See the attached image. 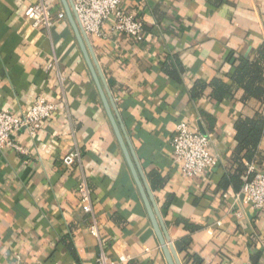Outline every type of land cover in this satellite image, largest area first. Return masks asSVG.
I'll list each match as a JSON object with an SVG mask.
<instances>
[{"label":"crops","instance_id":"obj_1","mask_svg":"<svg viewBox=\"0 0 264 264\" xmlns=\"http://www.w3.org/2000/svg\"><path fill=\"white\" fill-rule=\"evenodd\" d=\"M41 1L66 14L62 0H0V110L20 115L40 95L61 104L33 138L13 136L27 154L0 148V264H97L102 248L116 264H168L67 14L48 30L25 16ZM122 6L144 22V40L108 20L89 47L181 264H264V210L245 204L236 217L237 191L221 185L236 121L262 109L231 76L239 56L253 60L264 46V0ZM216 80L231 92L216 96ZM181 121L212 135L219 161L204 175L187 178L173 162ZM75 150L80 158L68 167ZM83 182L93 213L80 204ZM94 219L100 238L90 233Z\"/></svg>","mask_w":264,"mask_h":264},{"label":"built area","instance_id":"obj_2","mask_svg":"<svg viewBox=\"0 0 264 264\" xmlns=\"http://www.w3.org/2000/svg\"><path fill=\"white\" fill-rule=\"evenodd\" d=\"M78 21L88 36L101 35L108 20H112V29L130 36L135 41H143L145 24L136 13L128 12L122 6V0H73ZM26 18L36 29H50L56 19L66 18L63 10L56 11L41 1L30 5L25 11ZM60 103L51 102L43 95L36 98L31 108L16 115L9 110H0V148L10 146L21 154L28 149L17 142L13 136L20 133L33 138L44 121L50 120L58 110ZM210 133L195 131L187 121L177 124L171 138L172 158L187 178L204 175L217 164L219 157L211 153ZM80 158V151L75 150L64 157L66 166H73ZM80 204L84 212L93 213L92 188L83 182L78 188ZM250 204L256 211L264 210V169L258 170L255 163L248 164L244 183L234 196L233 206L239 209L235 213L243 215L242 206ZM241 207V208H240ZM230 213L233 209L229 210ZM90 233L100 238L99 225L94 219ZM131 258L119 256V262H128ZM97 264H116L109 260L104 249H101ZM238 264V263H234Z\"/></svg>","mask_w":264,"mask_h":264},{"label":"trees","instance_id":"obj_3","mask_svg":"<svg viewBox=\"0 0 264 264\" xmlns=\"http://www.w3.org/2000/svg\"><path fill=\"white\" fill-rule=\"evenodd\" d=\"M231 78L235 85L244 89L246 99L257 98L262 104V109L254 116H240L235 124L237 146L221 185L225 188L231 186L238 192L244 183L248 164L257 162L256 168L264 169V153L259 148L264 138V46L253 60L239 56ZM212 86L220 98L231 92V86L222 81L216 80Z\"/></svg>","mask_w":264,"mask_h":264},{"label":"water","instance_id":"obj_4","mask_svg":"<svg viewBox=\"0 0 264 264\" xmlns=\"http://www.w3.org/2000/svg\"><path fill=\"white\" fill-rule=\"evenodd\" d=\"M68 20L74 30L81 51L93 76L95 84L99 90L104 108L110 119L120 147L125 156L126 162L130 168L132 176L138 186L142 200L145 204L149 218L151 220L155 234L162 247L168 264H181L177 251L170 240L166 225L162 219L159 208L154 199L152 190L147 182L146 176L138 162L136 154L131 146L127 133L121 123L117 109L112 100L110 89L103 78V75L98 67L96 58L94 57L90 47L89 38L81 27L75 11L74 2L72 0H62Z\"/></svg>","mask_w":264,"mask_h":264}]
</instances>
